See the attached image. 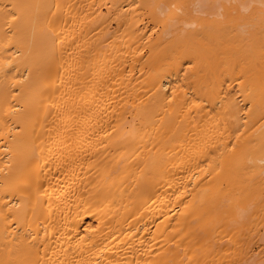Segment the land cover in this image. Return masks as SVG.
Instances as JSON below:
<instances>
[{
  "label": "bare ground",
  "instance_id": "1",
  "mask_svg": "<svg viewBox=\"0 0 264 264\" xmlns=\"http://www.w3.org/2000/svg\"><path fill=\"white\" fill-rule=\"evenodd\" d=\"M0 264H264V0H0Z\"/></svg>",
  "mask_w": 264,
  "mask_h": 264
}]
</instances>
